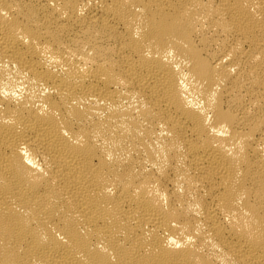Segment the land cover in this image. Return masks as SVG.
<instances>
[{
	"label": "bare ground",
	"instance_id": "obj_1",
	"mask_svg": "<svg viewBox=\"0 0 264 264\" xmlns=\"http://www.w3.org/2000/svg\"><path fill=\"white\" fill-rule=\"evenodd\" d=\"M0 264H264V0H0Z\"/></svg>",
	"mask_w": 264,
	"mask_h": 264
}]
</instances>
